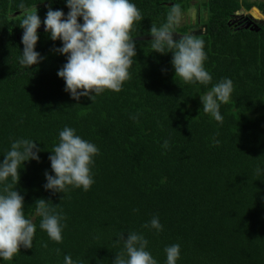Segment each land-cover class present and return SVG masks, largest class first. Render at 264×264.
<instances>
[{
  "label": "trees",
  "instance_id": "1",
  "mask_svg": "<svg viewBox=\"0 0 264 264\" xmlns=\"http://www.w3.org/2000/svg\"><path fill=\"white\" fill-rule=\"evenodd\" d=\"M130 2L143 17L133 31L139 36L131 78L120 92L76 101L57 75L67 62L54 51L62 42L52 41L43 23L35 50L45 59L32 68L19 63L26 10L36 6L43 22L49 6L67 16L66 0H0V161L16 140L41 149L39 162L21 165L13 185L36 225L32 248L0 264H65L66 255L74 264H113L123 251L116 241L128 232L147 239L157 264H166L165 248L173 244L180 245L177 264H264V25L243 26L253 7L264 15V0ZM175 5L183 14L195 5L193 23L175 31L204 41L208 85L185 83L175 76L170 52H153L151 39L139 38L150 35L153 23H165ZM226 78L233 92L220 105L219 123L204 113L200 95ZM65 127L99 149L88 191L44 187L45 172L54 175L50 151ZM40 198L63 217L60 243L39 227ZM153 217L163 226L159 232L144 227Z\"/></svg>",
  "mask_w": 264,
  "mask_h": 264
},
{
  "label": "clouds",
  "instance_id": "2",
  "mask_svg": "<svg viewBox=\"0 0 264 264\" xmlns=\"http://www.w3.org/2000/svg\"><path fill=\"white\" fill-rule=\"evenodd\" d=\"M66 5L69 9L67 16L62 10H53L49 6L43 22L36 6L35 11L26 10L19 25L23 29L20 65L32 68L45 59L35 50L38 29L43 23L50 39L62 42V47L54 51L65 55L67 62L57 75L65 81V91L72 99L79 101L81 97H87L92 101L105 90L120 92L123 84L131 78L129 69L137 55L134 37L139 36H134L133 31L143 20L141 12L130 0H66ZM20 7L24 8V5ZM183 16L181 7L175 5L169 10L165 23L159 27L153 23L150 28L151 47L153 52L172 54L175 76L185 83L208 85L212 76L204 67L207 59L204 41L191 34L174 39L175 29L182 23ZM232 92L231 79L226 78L213 85L205 95H200L204 113L223 123L220 105L229 103ZM164 146L167 147L166 141ZM40 151L35 141L20 139L11 144L0 161V185L3 186L0 188V259L5 261L13 260L22 247L31 249L33 245L36 225L32 219L26 218L24 196L13 185L19 184L20 170L25 162H39ZM50 152L54 175L45 172L46 190L65 193L70 186L84 191L91 188L94 183L91 166L99 153L93 143L76 135L74 129L65 127L59 133V143ZM260 171L257 168V172ZM9 178L11 183H7ZM49 201L37 199L35 214L42 218L40 229L51 240L60 243L63 239V217L49 208ZM144 227L159 232L163 226L158 217H153ZM120 241H123V251L115 256L113 264H157L146 250L148 241L142 234L128 232L125 239L121 233L116 243ZM165 253L166 264H177L180 245L166 247ZM64 260L65 264H74L70 255H66Z\"/></svg>",
  "mask_w": 264,
  "mask_h": 264
},
{
  "label": "water",
  "instance_id": "3",
  "mask_svg": "<svg viewBox=\"0 0 264 264\" xmlns=\"http://www.w3.org/2000/svg\"><path fill=\"white\" fill-rule=\"evenodd\" d=\"M252 9L253 11H255V14H250V17L246 18L245 24L243 26L247 28L252 24V26L250 27L251 29H258L257 23L260 25H264V15L256 7H253ZM204 28H206V25H204ZM197 32L200 33L201 31L198 30ZM181 36L182 34L176 32V34H174V39H178ZM139 38L140 39H152L151 35L142 36Z\"/></svg>",
  "mask_w": 264,
  "mask_h": 264
},
{
  "label": "rangeland",
  "instance_id": "4",
  "mask_svg": "<svg viewBox=\"0 0 264 264\" xmlns=\"http://www.w3.org/2000/svg\"><path fill=\"white\" fill-rule=\"evenodd\" d=\"M198 1L200 2L201 0H198ZM194 6L195 5H192L190 7V9L184 14L183 21L180 25H183L184 23H187V22L193 23V21L196 19L197 11H196V8ZM199 12H200L199 19L204 20L206 17V11L204 12V10L201 9ZM249 14H255V11H253V9H251ZM197 29H202V27L200 26ZM194 30H196V28Z\"/></svg>",
  "mask_w": 264,
  "mask_h": 264
}]
</instances>
